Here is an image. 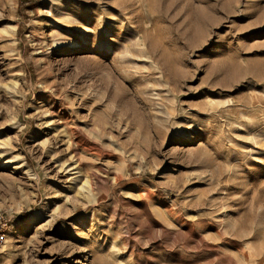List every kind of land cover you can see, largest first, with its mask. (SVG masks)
I'll list each match as a JSON object with an SVG mask.
<instances>
[{"label": "rangeland", "instance_id": "rangeland-1", "mask_svg": "<svg viewBox=\"0 0 264 264\" xmlns=\"http://www.w3.org/2000/svg\"><path fill=\"white\" fill-rule=\"evenodd\" d=\"M0 167V264H264V0H0Z\"/></svg>", "mask_w": 264, "mask_h": 264}, {"label": "built area", "instance_id": "built-area-1", "mask_svg": "<svg viewBox=\"0 0 264 264\" xmlns=\"http://www.w3.org/2000/svg\"><path fill=\"white\" fill-rule=\"evenodd\" d=\"M9 224V219H7L2 213H0V249L6 242V231Z\"/></svg>", "mask_w": 264, "mask_h": 264}, {"label": "bare ground", "instance_id": "bare-ground-1", "mask_svg": "<svg viewBox=\"0 0 264 264\" xmlns=\"http://www.w3.org/2000/svg\"><path fill=\"white\" fill-rule=\"evenodd\" d=\"M137 31H138V30H137ZM3 166H4V165H2L1 167H3ZM1 167H0V168H1Z\"/></svg>", "mask_w": 264, "mask_h": 264}]
</instances>
